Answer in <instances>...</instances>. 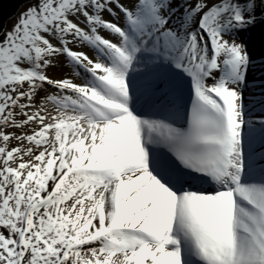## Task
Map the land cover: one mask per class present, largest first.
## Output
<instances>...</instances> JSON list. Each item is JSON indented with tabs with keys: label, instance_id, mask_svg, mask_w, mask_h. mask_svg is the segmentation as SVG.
<instances>
[{
	"label": "snow or ice",
	"instance_id": "1",
	"mask_svg": "<svg viewBox=\"0 0 264 264\" xmlns=\"http://www.w3.org/2000/svg\"><path fill=\"white\" fill-rule=\"evenodd\" d=\"M24 3L0 23V264H264V0Z\"/></svg>",
	"mask_w": 264,
	"mask_h": 264
},
{
	"label": "bare ground",
	"instance_id": "2",
	"mask_svg": "<svg viewBox=\"0 0 264 264\" xmlns=\"http://www.w3.org/2000/svg\"><path fill=\"white\" fill-rule=\"evenodd\" d=\"M7 22H6V25H7ZM242 35H243V38L245 40H247L253 56H259L261 54V52L264 51V33H262V30L259 27H257L256 29H254L250 33H244ZM259 63H261V62L259 60H257V64H259ZM64 71L67 72L68 69L65 68ZM262 71H264V70L257 71L255 68L253 69V72L258 77L264 76V74L263 75L260 74V73H262ZM260 83H261V81L249 83V88L252 89L253 92L248 95V99L251 100V99L257 98L258 84H260Z\"/></svg>",
	"mask_w": 264,
	"mask_h": 264
},
{
	"label": "water",
	"instance_id": "3",
	"mask_svg": "<svg viewBox=\"0 0 264 264\" xmlns=\"http://www.w3.org/2000/svg\"><path fill=\"white\" fill-rule=\"evenodd\" d=\"M23 4H25L24 0H0V23L5 27L6 22L17 13Z\"/></svg>",
	"mask_w": 264,
	"mask_h": 264
},
{
	"label": "rangeland",
	"instance_id": "4",
	"mask_svg": "<svg viewBox=\"0 0 264 264\" xmlns=\"http://www.w3.org/2000/svg\"><path fill=\"white\" fill-rule=\"evenodd\" d=\"M26 6H27L26 4H23V5L21 6V8L19 9V11L16 13V15H15L14 17H12L10 20H8L7 25H6L5 28L10 27V26L15 22V20H16L17 17L19 16L20 12H21Z\"/></svg>",
	"mask_w": 264,
	"mask_h": 264
}]
</instances>
